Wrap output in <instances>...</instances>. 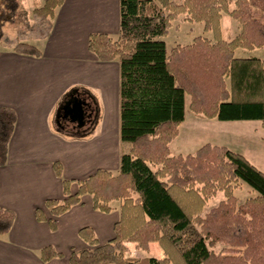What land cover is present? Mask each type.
I'll return each instance as SVG.
<instances>
[{"label":"trees","instance_id":"16d2710c","mask_svg":"<svg viewBox=\"0 0 264 264\" xmlns=\"http://www.w3.org/2000/svg\"><path fill=\"white\" fill-rule=\"evenodd\" d=\"M63 1L44 0L33 12L51 20ZM223 16L239 25L231 39L223 37ZM180 17L201 24L211 38L198 36L168 52L162 38ZM87 46L99 61L119 65V167L115 174L97 170L73 182L62 179L55 162L64 199L46 200L44 207L51 230L55 218L85 195L96 211L118 208L119 219L113 238L103 244L91 228L79 229L88 248L72 249L68 263L264 264V173L224 146L205 144L187 155H171L169 149L184 120L186 98L195 116L260 121L264 128V60L235 57L240 49H264V0H119L118 35L91 34ZM12 51L41 55L25 42ZM15 123L14 111L0 107V167ZM242 184L256 196L238 204L234 191ZM220 193L223 199L205 212ZM36 219L45 220L39 210ZM13 221L14 214L0 208V236ZM150 243L159 246L161 258L148 254ZM126 244L143 257L132 256ZM62 256L51 246L39 252L43 263Z\"/></svg>","mask_w":264,"mask_h":264},{"label":"crops","instance_id":"0c3cea01","mask_svg":"<svg viewBox=\"0 0 264 264\" xmlns=\"http://www.w3.org/2000/svg\"><path fill=\"white\" fill-rule=\"evenodd\" d=\"M94 33L118 35L119 0H64L47 32L36 37L39 57L0 48V107L16 115L6 162L0 167V208L14 214L10 231L0 236V264H69L72 249L88 248L78 236L83 227L91 228L100 244L113 238L118 208L96 211L85 195L55 218L51 230L52 217L44 207L46 200L64 199L62 179L83 181L97 170L115 174L119 167V65L101 62L88 50ZM246 53L245 58L253 57L254 51ZM69 92L83 94L84 103L94 109L90 122L79 128L67 117L62 118L67 123L58 118ZM186 119L185 114L181 125ZM197 141L193 138L194 153L204 145ZM207 144L233 151L231 143ZM55 162L61 165L62 179L54 174ZM76 189V183L71 184V193ZM37 210L45 220L36 219ZM46 246L63 256L43 263L39 252ZM126 246L132 256L143 257L134 244ZM152 247L149 244L150 255Z\"/></svg>","mask_w":264,"mask_h":264},{"label":"rangeland","instance_id":"374dc122","mask_svg":"<svg viewBox=\"0 0 264 264\" xmlns=\"http://www.w3.org/2000/svg\"><path fill=\"white\" fill-rule=\"evenodd\" d=\"M43 2L44 0H0V48L12 49V46L18 42L31 44V41H34L35 43L32 45L38 44L36 37L45 34L50 26V19L33 12L34 9L41 7ZM183 18L180 17L172 22L168 35L162 38L168 52L177 44H188L193 37L211 38V34L203 33L201 24L191 23ZM221 26L225 39L233 38L239 31L237 22L227 16H223ZM30 38L31 40H29ZM246 52L241 49L237 50L235 57L242 58L248 54ZM252 56L259 59L264 58V49L254 51ZM187 103L188 98H186L185 106L187 119L184 125L179 126V134L169 146L171 155L194 154L193 138L199 143H204V145L209 142L231 143L230 148L233 152L245 155L244 157L248 159L251 165L264 173V128L261 126V122L259 124L258 121L233 122L196 118L188 110ZM72 132L75 131L72 130ZM234 195L238 199V204H242L246 199L255 197L256 193L247 185L242 184L234 191ZM222 199V194H218L208 202L205 212L215 207ZM150 244H153L151 256L160 253L159 258H161L159 246L156 243ZM214 249L218 252L221 247L215 245ZM148 254L150 255L149 252ZM141 255L144 254L141 253Z\"/></svg>","mask_w":264,"mask_h":264},{"label":"flooded vegetation","instance_id":"af4514ba","mask_svg":"<svg viewBox=\"0 0 264 264\" xmlns=\"http://www.w3.org/2000/svg\"><path fill=\"white\" fill-rule=\"evenodd\" d=\"M75 99H78L80 101H82L83 103V109H84V112L83 113V116L81 115L80 116V110L77 112V115H75L74 113H62V115H60L61 119H65V117H67V119L71 122L74 123L75 127L79 128L80 126H82L83 124H86V123H89L92 116H93V112H94V109L93 107L91 106V104L89 103H84L86 99L85 96L83 94H80L78 92H76L75 94H73L71 96V98L69 99L70 101L72 100H75ZM87 102V101H86ZM59 117V118H60ZM63 119L61 120V122H64Z\"/></svg>","mask_w":264,"mask_h":264},{"label":"water","instance_id":"95a60500","mask_svg":"<svg viewBox=\"0 0 264 264\" xmlns=\"http://www.w3.org/2000/svg\"><path fill=\"white\" fill-rule=\"evenodd\" d=\"M79 110L81 111L80 116L81 115L83 116V113H85L83 109V103L78 99H75L73 101L72 100L66 101L65 105L62 107V111L64 113H74L75 115H77V112Z\"/></svg>","mask_w":264,"mask_h":264}]
</instances>
